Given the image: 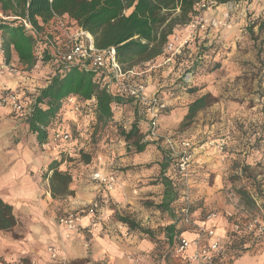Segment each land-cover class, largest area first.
<instances>
[{
    "label": "trees",
    "instance_id": "16d2710c",
    "mask_svg": "<svg viewBox=\"0 0 264 264\" xmlns=\"http://www.w3.org/2000/svg\"><path fill=\"white\" fill-rule=\"evenodd\" d=\"M204 0H0V54L4 63L10 64L14 59L33 69L36 65L34 48L40 38L30 33L28 29L18 21V17L27 19L37 31H45L50 39L54 38L57 31L55 15L69 20L72 29L79 27L88 31L98 49L105 50L115 48L116 59L123 67L143 65L150 61L162 62L165 59L164 48L172 38L174 32L183 34L181 29L191 22L197 14L198 4ZM215 5L225 3H239L247 0H209ZM52 26L49 27L50 23ZM254 24H259V29H264V19ZM48 26V27H47ZM254 25L248 27V32L254 35ZM254 43L263 46L261 43ZM214 45L204 46L198 49L193 56L192 64L186 73L179 78L173 86L162 88L159 97L168 100L176 96L180 89L187 91L196 90L190 87L198 69L202 66L204 53L212 50ZM45 60L51 56L45 51ZM55 71L41 86L30 106V112L25 118V123L34 134L37 143L43 145L52 143L55 134L70 129L73 133L74 143L71 147L65 142L53 144L57 156H52L48 163V169L43 176L49 181V188L53 198L72 195L74 192L70 185L74 182L73 170L61 168L65 162L78 161L84 164L93 162V152L89 149V141L96 133H90L98 126L102 128L108 125L120 114L131 113L134 116L129 128L121 122L116 128V137L125 140L137 153L143 152L148 145H156L163 151V160L160 163L161 183L165 186L164 196L157 208L170 212L173 223L166 227V240L168 254L174 256L179 248L180 239H192L187 236V230L178 228L183 216L182 209L186 206L184 200V179L178 174L180 156H175L170 150L161 149L159 142L144 139L140 124L143 122L142 108L124 96L114 95L102 86V78L97 71L81 68L78 64L58 65ZM221 67L220 63L213 64L210 71ZM71 95L78 96L81 100L96 99L94 111L95 123L92 117L87 127H71L69 118L65 113V104ZM217 99L206 93L188 104L184 122L190 123L198 112L211 106ZM169 113L165 109L160 118ZM127 127V128H126ZM257 149H259L257 147ZM69 159V160H68ZM246 177L244 169L240 178ZM236 187V186H235ZM229 188H232L229 185ZM235 198L238 204L249 213L264 211V192L260 190V184L253 181L249 185L241 184L236 187ZM175 203H177L175 205ZM191 202L189 211L196 209ZM117 220L127 225L130 230L142 234L152 233L144 229L135 220L127 216L117 215ZM19 225V219L15 214L13 205L5 201L0 195V231H11ZM235 235V236H234ZM225 239L233 241L236 245L237 233L223 234ZM244 236L239 237L243 239ZM238 245V243H237ZM190 251V250H189ZM247 251L229 253L235 254V258L229 259L230 264L243 256ZM188 251L184 254L187 257ZM30 261V260H29ZM27 262V264L29 263Z\"/></svg>",
    "mask_w": 264,
    "mask_h": 264
},
{
    "label": "crops",
    "instance_id": "0c3cea01",
    "mask_svg": "<svg viewBox=\"0 0 264 264\" xmlns=\"http://www.w3.org/2000/svg\"><path fill=\"white\" fill-rule=\"evenodd\" d=\"M250 1L252 0L215 5L203 11L205 17L215 19L219 24L226 23L230 20V25L227 28L219 25L210 28L206 32L202 31L187 46L192 55L197 54L202 44L204 46L214 45V49L204 53L202 66L198 69L190 84V87L196 88V90L187 91L180 89L177 91L176 96L167 100L170 114L164 118H168V122H171L173 125H169L168 127L166 125L168 123L166 121L165 123L163 122L162 127L164 129L160 127V130L164 133L161 134H165L168 130L167 128H171L183 121L187 114V106L189 103L206 93H210L209 86L206 82L211 77L224 76L221 70L224 69L227 62L225 46L228 43L226 40L228 31L231 29L240 30V26L246 22L247 12L254 11L253 13L256 15L264 12V0L261 3L256 2L257 0ZM242 3L248 5H242ZM239 7H241L240 12ZM185 30L181 29V32L185 33ZM14 61L17 62V60ZM214 62H221L223 66L221 65L220 68L207 72V69ZM177 65L179 64L175 61L163 62L159 69H155L147 76V94L149 96L154 95L159 89L173 86L184 72ZM25 82L22 77L14 76L6 71L0 72V94L2 93V88L13 85L26 86L28 89L27 83ZM186 95L192 97V100L188 104H184L183 102ZM22 102L27 107L31 106V101L27 97L22 98ZM25 118L22 114L11 111L7 106H0V124L15 125ZM133 120L134 116L131 113H129V116L126 113H122L119 115L117 122L109 123L103 128L99 125V130L96 131L95 128L92 129L90 133L95 132L96 136L100 135L101 130L105 131L103 133V140H110L111 144L108 143L106 146L97 144L96 146L99 148L93 153V162L91 164H82L80 170V175L82 176L74 180L70 185V189L74 192L73 196L67 195L62 198H53L48 180L42 183L37 177H32L29 172V164L36 169L43 162V158L50 159L48 156H57L58 153L56 150L44 148L42 145H39L38 149L45 154L43 158L36 156L30 147L26 149L23 147L22 151L19 150L18 152L15 151L14 154H9L10 158L8 159L2 157L4 153H0V165L3 160H6L4 166L2 165L0 168V189L3 191V193L0 192V195L5 201L13 205L15 214L20 219L19 224L22 222L25 227L24 234L15 241L4 235L6 231H0V264H4L2 259L8 262H15V260L22 258L34 259L38 264H48L50 262V256L47 248L50 245L56 246L62 256L70 259L75 264H156L154 260L157 257V253H159L157 244L145 237L144 234L130 230L127 225L114 217L119 214L123 215L122 209L132 210L129 212L133 213L134 206H143V203H146L147 199L151 197L157 199L154 204H161L165 191L163 183L160 182L154 185L149 182L151 180L150 178L144 179V172L140 173L132 167L126 171L121 170L123 166H136L140 160H144L143 156L157 149L155 144L148 145L143 152L137 153L133 150L131 152L134 154L130 155L127 151L128 149H132L131 144H128L125 140H119L118 137L114 138L111 129L115 130L121 122L126 123L129 128ZM140 126L144 139L155 141L154 138L148 137L146 123L142 122ZM3 136L8 139V133ZM34 141L37 143L35 136ZM3 145L0 143V147L3 148ZM46 152L50 154L47 155ZM139 154H142V157ZM33 155L34 158H32ZM222 155L219 156L223 159ZM31 160L32 163H30ZM65 163L71 166L73 161ZM95 170L110 171L117 176V184L113 191H105L104 186L92 181L90 173ZM224 170L225 167H222V169L219 167L215 170L213 169L214 175L211 181H194L193 184H195L196 193L194 192V196L192 195L191 201L196 208L193 214L196 222H200V216L208 206L212 207L221 204L223 197L220 194H223V191L219 189L225 187ZM226 187L228 188L229 185H226ZM197 188H201L203 195H197ZM214 190L218 191L217 196L214 193H212L213 195H205ZM154 192L160 195L156 198ZM101 194H107L109 196L108 204L110 203V205L107 204L99 213L94 215H84L81 218V225L78 229L71 232L69 237H66L63 233V226L59 222L60 216L57 217L55 213L57 205L60 206L69 201L72 206L67 210L77 209L81 206L87 207ZM215 200H221V202H215ZM130 204L132 206H129ZM67 210L65 212H68ZM144 210L146 214L152 212L155 214H163V216L169 219L167 226L174 222L172 217H168L165 214L167 211L159 208L153 210L145 208ZM216 225L218 235L223 236L225 233L223 219H216ZM186 230L187 236H193L194 233L192 234L191 230ZM158 256L160 257V255ZM173 257L175 261L180 260L182 263H187L186 259L184 261L181 260V256L175 254ZM234 264H264V257L253 250H247Z\"/></svg>",
    "mask_w": 264,
    "mask_h": 264
},
{
    "label": "rangeland",
    "instance_id": "374dc122",
    "mask_svg": "<svg viewBox=\"0 0 264 264\" xmlns=\"http://www.w3.org/2000/svg\"><path fill=\"white\" fill-rule=\"evenodd\" d=\"M250 2H253V0ZM256 2L261 3L263 1L257 0ZM242 5L248 4L242 3ZM238 9L240 12L241 7ZM253 12H247L246 22L240 26V30L231 29L228 31V36L226 38L228 43L225 46V57L227 58V62L224 69L221 70L224 76H214L206 82L210 89L209 92L217 101L206 109L198 112L193 121L187 124L183 119L181 123L171 127L173 124L168 122V118H164L170 114L168 113L161 118L162 121L160 122L161 124L159 125L158 131L160 127L164 129L162 125L165 121L168 123L166 124L168 127L171 125V128H167L168 130L165 134H161L164 132L160 130L158 132L160 134L154 137L155 141L159 142L161 149L170 150L167 139L171 140L172 143L175 144V150L174 152L170 151L175 156H179L180 151H182V147L176 144L183 140L190 142V151L192 152L190 167L186 175L178 172L184 179L185 191L183 195L189 192L191 197L192 195L194 196L195 184L193 183L195 180L211 181L214 175L212 170H215L217 167L220 169L225 167V187L219 189L223 191V194H220L223 197L222 202L221 200H215V202H221V204L212 207L208 206L206 210L204 209V212L200 216L201 220L205 219V216L211 212L224 215L226 212L234 210V207L239 203L235 198V192L236 189H238L236 187L243 183H247L248 185L251 182L253 183V181L259 183L260 190L264 192V44L261 48V46H257V44L254 43L255 38L257 43H261L264 40V29L260 30L259 24H254L264 19V12H260L257 15ZM229 22L230 20L226 22V25L222 26L227 28L230 25ZM251 25H254V35L250 34L251 32L247 30ZM14 62L17 63L16 61ZM216 63H220L223 66L221 62H214V64ZM4 64L3 56L0 54V67ZM177 67L180 68L181 71L184 70V66L177 65ZM212 67L213 64L210 65L207 72L210 71ZM54 68L55 66L49 60H42L33 70L23 66L20 74L14 76L22 77V79L26 81L25 83H27L28 89L26 86L17 85L9 86V88L17 91L22 98H29L32 105L39 89L46 81V78L53 74ZM184 99V104H188L189 101L192 100V97L186 95ZM116 129H111L114 138L118 133ZM6 133H8V139L3 136ZM103 133H105V131L101 130L99 136L91 137L89 141V149L91 152L94 153L99 148L96 146L97 144L102 146H106L108 143L111 144L110 140H103ZM0 143L1 145L4 144L3 148L0 147V153H4L2 157L5 159L10 158L9 154H14L15 151H22L23 147L25 149L30 147L36 156L42 158L45 156V154L38 149L40 144L34 141L33 133L26 125L25 119L15 125L0 124ZM19 143L21 144L19 145ZM257 147L259 149H257ZM133 150L135 151L132 147V149H128L127 152L133 155L134 153L131 152ZM223 153L224 155H222ZM46 154L49 155L50 153L46 152ZM219 155H222L223 159ZM139 156L142 157V154H139ZM48 157L51 158L52 156ZM163 157V151L155 149V151L143 156L144 160H140V164L137 163L136 166H123L121 170L126 171L132 167L140 173L144 172L145 175L143 178H150L151 180H149V182L157 185V183L161 182L160 163ZM32 158H34V155ZM49 162L50 159L43 158V162L36 169L29 164L28 169L31 176L37 177L42 183L47 181L43 173L47 171ZM5 163L6 160H3L0 168L2 165L4 166ZM30 163H32V160ZM82 164L84 163L75 159L71 166H69L68 163H64V165H61V168L65 169L68 167L73 170L76 178H74V180H77L82 176L80 175ZM243 169L246 177H242L241 179L240 176ZM226 185H230L232 188H227ZM197 190V195H203L201 188H197ZM0 192L3 193L2 189H0ZM212 193L217 196L218 191H210L209 194L205 195H213ZM73 195L74 193L71 196ZM158 195L160 194L154 192L156 198ZM156 200L157 199H153V197L148 198L147 202L143 203L144 207L141 205L134 206L133 213L129 212L132 210L122 209V216L130 217L144 229H149L152 232L150 234H144V236L157 244L159 253H157V257L154 260L156 264H187L185 262L182 263L180 260L175 261L174 257L168 254L166 226L169 219L161 213L155 214L152 212L146 214L144 210L145 208L148 210L156 209L157 204H154ZM108 205H110V203ZM71 206L69 201L60 206L57 205V209L55 210L57 217L67 213L65 211L70 209ZM129 206H132V204ZM81 208L83 207L81 206L80 208L67 211H77ZM165 214L171 217L170 212L167 211ZM114 217L117 219V215ZM190 227L191 226H189V229ZM24 232V224L20 222V224L11 231L4 232V235L15 241L18 240ZM158 255H160V257ZM181 258L183 261L186 259V257L184 258L183 256ZM28 261V258L15 260V262H8L2 259L4 264H27Z\"/></svg>",
    "mask_w": 264,
    "mask_h": 264
},
{
    "label": "built area",
    "instance_id": "2783aa9c",
    "mask_svg": "<svg viewBox=\"0 0 264 264\" xmlns=\"http://www.w3.org/2000/svg\"><path fill=\"white\" fill-rule=\"evenodd\" d=\"M212 4L213 3L209 0H204L199 3L196 16L184 27V29H186L185 33L180 34L174 32L172 38L165 45V59L163 62L175 61L180 66H184L182 76L192 64L194 55L191 54L187 46L190 45L193 39L202 31L206 32L210 28L226 25V23L219 24L217 20L207 18L203 15V11L212 7ZM0 14V16L3 17L2 13ZM18 21L22 22L30 33L40 38V41L36 43L34 48L36 59L34 68L39 62L45 60L44 55L45 51H47L51 56L49 61L52 62L54 66H56V64L63 66L78 64L81 68L97 71V74L103 77L102 86L108 92L129 98L134 104L142 108V113H144L143 122L147 125L148 137L154 138L158 135L161 121L160 115L168 108V102L159 97V91L161 89L152 96L147 94V76L155 69L160 68L163 62L150 61L143 65L125 68L116 59L115 48L112 47L105 50L98 49L94 44L93 36L88 31L79 27L72 29L68 19L57 15H55L53 20L57 25V31L53 39H50L45 31H37L27 19L18 17ZM53 22L48 26L51 27ZM23 66L27 67L18 60L17 63L12 61L10 64L2 65L0 67V72L6 71L12 75H18ZM0 106H7L11 111L22 114L25 117L29 114L31 109V107H27L22 102L19 93L9 87L2 88ZM95 110V97L89 100H81L78 96L71 95L65 104V113L69 118L71 127H87L90 124V119H88L90 117H92L95 122ZM118 120L119 116L111 121L110 124ZM61 142L67 143L69 147L73 145V133L70 129L61 131L52 138L53 144ZM167 144H169L170 150L174 152L175 144L169 139H167ZM52 145L50 143H45L42 146L44 148L53 149ZM176 145L182 147V151L179 153L180 162L178 164V171L186 175L192 158V152L190 151L191 145L187 140H183ZM90 178L92 181L98 183V185L104 186L105 191L108 192L113 191L117 184V176L112 172L95 170L90 173ZM108 199L109 196L107 194H101L89 206L61 215L59 217V222L63 226L65 236L69 237L71 232L78 229L81 225V218L84 215L99 213L108 204ZM184 200L186 206L182 209L183 216L178 226L187 227L186 229L191 230L195 236L192 239L181 238L179 248L176 250V255L182 257L186 251H188L186 257L187 264H230L229 259L235 258V254L229 256L230 252L235 253L237 251L243 252L247 250H253L264 257L263 210L256 213H249L238 204L234 207V210L226 212L224 215L211 212L205 216V219H200V222H196L193 217L194 212L189 211V204L192 202L189 192H187ZM218 218L224 221L225 234L237 233L236 238L233 239L236 241L235 247H233V241H228L229 239H225L224 236L218 235L216 230V219ZM189 226L192 228L190 227L189 229ZM240 235L244 236L242 240L239 239ZM47 252L50 256V262L48 264H75L70 259L62 256L59 253V249L54 245L48 246ZM28 264L38 263L36 260L31 259Z\"/></svg>",
    "mask_w": 264,
    "mask_h": 264
}]
</instances>
